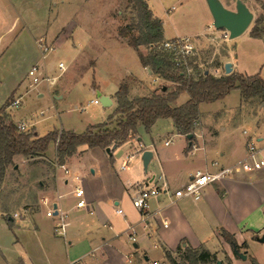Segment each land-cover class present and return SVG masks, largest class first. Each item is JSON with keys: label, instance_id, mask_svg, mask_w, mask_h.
I'll return each instance as SVG.
<instances>
[{"label": "crops", "instance_id": "0c3cea01", "mask_svg": "<svg viewBox=\"0 0 264 264\" xmlns=\"http://www.w3.org/2000/svg\"><path fill=\"white\" fill-rule=\"evenodd\" d=\"M14 1L0 0V9L3 8L2 10L8 12ZM23 2H26V0H23ZM67 2L68 0L62 1V6L66 7ZM204 6L205 13L212 22L205 1ZM103 8L101 16H98V11H96L97 17L93 20L95 23L94 31L82 27L80 23L74 21H69L66 26L54 31L49 30V24L42 30L38 27L30 29L31 16L29 13H23L20 20L17 17L13 19L8 17L9 20L4 25L5 28L0 30V49H4L0 52V61L12 62L11 59H14L15 51L21 49L23 58H28L31 55L36 60L34 64H37L39 57L36 41L42 38L53 50L56 47L61 48L66 42H69L71 46L69 52L71 64L81 65V71L86 68H93L96 56L105 54L107 48L115 47V49L121 50L123 46L128 47L126 41L118 34L119 24L110 18L109 8L105 7L104 4ZM0 17L3 16L0 15ZM20 25L21 27L16 31ZM211 25L212 23H209L206 31H200L193 38L179 36L172 39L186 38L191 40L194 45L196 41H199V38L215 35L212 32ZM162 26L164 40H170L165 36L164 23H162ZM243 35L245 33L241 36ZM258 40L264 43L262 39ZM226 63L231 64V73L245 75L240 70L237 59L228 56L227 52L221 64L218 65L219 68H224ZM141 67L149 77L160 80L149 72L148 68L142 65ZM217 71L219 70L217 69ZM208 73L211 74V72ZM258 73L261 76V69L256 74ZM219 76L220 74L216 75V77ZM261 78L264 79L262 76ZM25 79L26 75L23 80ZM129 79L136 81L142 89L146 88L144 94L136 97L149 95L158 89H148L145 82L131 75L122 78L118 88ZM160 83L165 84L162 80H160ZM19 87L18 84L16 88ZM16 88L11 89L1 99L0 107L18 98L20 100L18 107H8L6 109L12 121L15 125H23L25 131L28 128L34 131L38 137H43L35 132L34 125L31 126L22 119L18 121L14 119L12 109L19 108L22 105V96L29 91L26 90L22 95L17 93ZM93 88L96 95L99 94L109 98L110 105L103 107L112 111L108 116L110 118L117 107L114 97L117 91L114 94L104 93L95 83H93ZM46 89L48 88L46 87ZM134 89L135 86L132 84L129 92L131 93ZM11 92L12 94H10ZM12 97L14 98L12 99ZM187 100L188 96L182 94L176 100L175 105L177 107L181 106ZM255 107L252 104L250 109L264 113L263 106H259L257 111ZM222 112L224 117L225 114H230L226 111ZM249 113L252 112L245 110L242 106L237 121L240 120V124L247 122L248 117L246 116ZM203 116L200 113L196 125L198 126L197 132L193 133L194 139L191 141L177 132L170 119H164L169 120L172 124V131L164 135L162 145H156L151 137V129L154 124L158 123L160 120L158 119L148 131H145L143 127H139L133 138L120 145H113L115 146L114 149L111 146L109 152L101 149H90L85 145L79 146L62 166L56 162V147L53 143L55 151L53 159L47 157L46 151L44 157L32 160L45 161L54 168L51 171L50 178H48L49 180L39 183L36 208L34 210L25 209L22 214L23 217L30 220L33 230L27 238L18 239L20 250L13 249L11 262L6 261V264H168L169 261L166 258L165 251L170 252L172 257L175 258L177 255L176 249L180 245L182 247L189 246L193 249L203 248L215 257L223 256L226 259L224 264H250L249 261L235 260L231 247L219 235L220 230L232 235L238 246L246 245L247 249L243 252H246L247 256L254 258L258 264H264V252L262 250L264 244H260L254 239L264 235V169L254 172L250 176L238 175L207 187L202 199L197 202L185 200L177 206L164 209V197L151 199L149 211L150 213L157 212L155 217H142L132 206L131 197L134 195L135 184L143 183L145 186H151L155 183V180H152L153 176L163 175L170 188H180L196 169L207 167L203 161L205 154L219 153L221 155L220 163L228 166L244 158L246 144L250 140H253L257 147L264 151V117L263 123L260 126L257 124L258 132L253 139L252 136L246 135V131V134L242 131L241 137H234L233 132L240 125H236L237 121L230 123L228 116L225 117L226 120L223 124L207 122L205 118L210 116L206 115L205 118ZM167 141L170 143L165 145ZM190 143L200 147V150L196 153V163H191L186 155ZM88 151H97L93 152L96 161L92 160L90 164H86L82 168H70L72 158L80 157ZM144 151L151 152L152 156L146 171H144L145 174L142 176L144 169L141 155ZM125 156H132L133 158L130 165L122 170L121 166L127 158ZM119 159L121 161L117 166L116 160ZM59 169L62 172H58ZM76 188H82L84 191L82 198L84 206L82 208H76L78 201L74 197ZM218 192L222 196H219ZM43 199H47L49 205H44L42 203ZM40 204L46 207V211L50 205L53 208L56 206L58 217H48L50 221L48 224H42L41 221L36 220L35 216L40 211ZM118 210L121 213H118ZM21 217L12 218L13 223H15V219H21ZM59 217L64 218L65 221L63 236H57L54 233V227L59 223ZM164 221H166L167 227L163 226ZM150 242L153 243L154 249L162 251L164 258L162 263L156 260L150 262L144 245ZM14 246L18 245L12 244L13 248ZM252 250L253 253L250 255L249 252L251 253ZM219 262L221 263V261Z\"/></svg>", "mask_w": 264, "mask_h": 264}, {"label": "rangeland", "instance_id": "374dc122", "mask_svg": "<svg viewBox=\"0 0 264 264\" xmlns=\"http://www.w3.org/2000/svg\"><path fill=\"white\" fill-rule=\"evenodd\" d=\"M62 1L67 0H26V2L15 0L8 12L2 10L3 8L0 9V15L3 16L0 17L2 19L0 30L5 28L4 25L9 20L8 17L11 19L17 17L20 20L23 13H29L31 16L30 29L38 27L42 30L49 24V30L54 31L66 26L69 21H74L80 23L82 27L94 31L95 23L93 20L97 17L96 11H98L97 15L101 16L102 10H104L103 4L109 8L110 18L119 24V28L132 24L135 19V11L129 0H68L66 7L62 6ZM146 1L153 15L164 23L165 36L168 39L179 36L193 38L200 31H206L207 25L212 23L205 13V0ZM219 1L226 9L235 11L237 0ZM240 1L245 4L253 15V20L245 35L229 40L224 37L223 31H217L213 28L212 32L215 35L199 38L187 59L188 67L196 75L202 72H211L214 77L218 74L220 76L225 74L224 68H219L218 65L221 64L227 52L228 56L237 59L240 70L245 75H254L261 69V76L264 77V43L249 36L254 26L264 28V0ZM20 27L21 25L17 27L16 31ZM131 34L137 35V32L134 31ZM70 49V43L66 42L61 48L56 47L53 51L48 52L44 59L41 58L39 49L37 50L39 57L37 64L40 65L43 75L57 78L55 86H50L44 81L34 88L28 86L27 80L23 79L28 70L37 64H34L36 60L31 55L28 58H23L21 49L15 51L14 59H11L12 62L0 61V101L18 84L20 85L19 88H16L18 94L23 95L26 90H29L27 94L22 96V105L19 108L12 109V113L16 121L22 119L31 126L34 125V130L39 136H44L50 131L59 132L62 130L79 134L83 133L89 125L105 121L112 111L104 108L100 102L97 105L91 103L96 99L99 101L96 92L93 91V83L104 93L109 94H114L120 80L130 75L145 82L146 87L150 90L161 88L164 85L160 83V80L149 77L141 67L135 50L129 46H123L121 50L115 49V47L107 48L105 54L96 56L93 68H86L83 71H81V65L71 64ZM3 50L1 48L0 52ZM139 51L142 54L147 53L145 48H140ZM59 63H62L65 67L64 72L61 74L58 70ZM42 64L43 66H41ZM132 80L125 81L129 90L132 84L135 86V89L131 93L129 92L130 99L146 92L145 87L142 89L136 81ZM251 103L256 106V111L259 106L264 107V102L258 99L251 100L248 104L244 103L239 91L233 90L222 100L201 104L199 113L203 114L204 118L206 115L210 116L205 118L207 122L223 124L226 120L225 117L228 116V121L232 123L238 120L239 110L243 106L245 110L252 113L247 114V122L240 124V120L237 121L236 125L239 124L240 126H237V130L233 132V135L238 138L241 137L242 131H246L247 135L252 136L254 139L258 132L257 124L260 126L263 123L264 113L251 110ZM222 111L230 114H225L224 117ZM197 128L198 126L195 127L194 132H197ZM151 130V137L156 145H162L164 135L172 131V124L169 120L160 119ZM30 131L27 128L26 132ZM93 152L97 151H88L80 157L72 158L70 168H82L84 165L90 164L92 160L96 161ZM46 155L50 159L54 158L53 142L49 144ZM120 161V159L116 160L117 166ZM53 168V166L42 160L28 161L21 156H16L13 165L8 167L3 181H0V264H6V261L11 262L12 250H20L18 239L27 238L31 234L33 225L22 214L25 209L34 210L36 208L39 183L49 180ZM58 172H62L61 169ZM144 174L143 170L142 176ZM40 205V211L37 212L35 219L41 221L42 224H48L50 221L45 215L46 207ZM15 214L22 217L21 219H15V223L10 227L6 222V218L14 219ZM12 244L18 246L13 248ZM144 245L150 262L156 260L162 263L164 261L162 251L154 249L152 242ZM262 250L264 252V246ZM239 251L243 252V249H239ZM252 253L253 250L251 253L249 252L250 255ZM234 258L236 261L240 260L235 256ZM175 259L177 264H184L181 256L176 255ZM216 259L221 261V264H224V261L226 262L223 256L216 257ZM246 261H249L248 258Z\"/></svg>", "mask_w": 264, "mask_h": 264}, {"label": "trees", "instance_id": "16d2710c", "mask_svg": "<svg viewBox=\"0 0 264 264\" xmlns=\"http://www.w3.org/2000/svg\"><path fill=\"white\" fill-rule=\"evenodd\" d=\"M129 3L135 11L134 22L119 28L118 34L136 51L140 64L165 84L149 95L130 99L129 88L123 82L114 96L117 107L113 116L101 124L87 127L79 134L72 131H52L38 137L34 131L21 132L6 111L10 105L7 102L0 107L1 182L16 156L28 161L44 157L51 142L56 147V162L62 166L79 146L107 150L133 138L139 127L148 131L158 119H170L180 135H193L200 118L199 105L222 100L233 90L239 91L244 103L256 99L264 102V79L259 73L253 76L230 73L214 77L206 72L197 75L192 72L188 75L185 67H178L172 56L161 47L164 41L162 22L154 17L147 1L129 0ZM134 31L137 35L131 34ZM249 35L264 41V28L254 26ZM140 48H145L147 53L142 54ZM182 94H186L188 100L177 107L174 103ZM193 139L194 136L189 141ZM6 222L11 227L13 219L6 218ZM219 235L231 249H247L246 245L238 246L234 237L224 230H220ZM176 253L182 257L184 264H221L215 255L203 248L193 249L180 245ZM165 255L170 264H177L170 252L165 251ZM247 258L250 264H258L254 258Z\"/></svg>", "mask_w": 264, "mask_h": 264}, {"label": "built area", "instance_id": "2783aa9c", "mask_svg": "<svg viewBox=\"0 0 264 264\" xmlns=\"http://www.w3.org/2000/svg\"><path fill=\"white\" fill-rule=\"evenodd\" d=\"M213 28V27H211ZM225 38H228V33L223 31ZM36 46L40 51L41 57L44 59L46 54L53 51L51 46H48L42 38L36 41ZM163 50L172 56L173 62L178 67H185V71L188 75L192 74V70L187 65V59L191 55L194 45L189 39H170L164 40L161 44ZM58 70L60 74L64 72L65 67L62 63L58 64ZM56 77H48L43 75V71L40 66H32L26 73V80L29 87H35L41 82H46L48 85L53 86L56 83ZM92 104H98V100H93ZM20 100L14 99L10 102L9 107H18ZM17 129L21 132H25L23 125H17ZM246 134V132H243ZM247 135V134H246ZM170 142H165L168 145ZM200 150V147L196 144L190 143L186 152L187 157L191 163H196V153ZM133 157L128 156L123 162L121 169L124 170L130 165V161ZM221 155L219 153H208L203 157V161L206 163V168L196 169L195 172L189 177L187 182L180 188L172 189L166 183L163 175L153 176V183L151 186H145L143 183L135 184L134 195L131 197V203L134 209H136L142 217L149 216L155 217L156 213H150V200L159 197H164L163 208H170L177 206L179 203L185 200L197 202L202 199L204 191L207 187H210L223 180L233 178L238 175L250 176L252 173L264 169V151L257 147L253 140H250L246 144L245 156L239 162L232 165L225 166L220 163ZM66 173H68L66 171ZM84 191L82 188H76L74 191V197L78 199L76 208H82L84 206V200L82 199ZM44 205H49L47 199H43ZM121 213L120 210L117 211ZM45 215L49 218L58 217L56 215V209L50 205ZM18 217L17 214L14 218ZM163 226L167 227L166 221L163 222ZM65 228L64 218L59 217V223L54 227V233L57 236H63Z\"/></svg>", "mask_w": 264, "mask_h": 264}, {"label": "water", "instance_id": "95a60500", "mask_svg": "<svg viewBox=\"0 0 264 264\" xmlns=\"http://www.w3.org/2000/svg\"><path fill=\"white\" fill-rule=\"evenodd\" d=\"M207 8L212 18V27L217 31H224L228 33V39L233 40L244 34L249 28L253 15L249 9L240 0L236 1L235 11L226 9L219 0H205ZM150 72V70H149ZM232 72L231 64H224V73L229 75ZM208 74V72H206ZM99 102L102 106H109L110 100L106 96L97 95ZM192 134L186 136L188 140L192 138ZM113 149L115 146L112 147ZM109 152V149L106 150ZM152 154L149 151L142 152L141 160L143 164V169L146 171L148 162ZM16 169V166H15ZM56 206H54V209ZM258 243L264 244V235L261 237L254 238ZM233 254L240 260L246 261V252H240L235 247L232 248ZM218 263H220L218 261Z\"/></svg>", "mask_w": 264, "mask_h": 264}]
</instances>
